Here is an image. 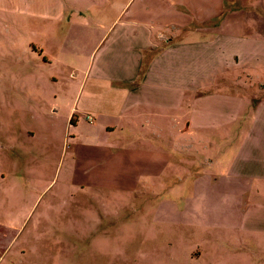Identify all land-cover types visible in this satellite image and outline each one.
<instances>
[{"label": "rangeland", "instance_id": "374dc122", "mask_svg": "<svg viewBox=\"0 0 264 264\" xmlns=\"http://www.w3.org/2000/svg\"><path fill=\"white\" fill-rule=\"evenodd\" d=\"M250 16L254 14L247 13V20ZM260 19L263 26L264 14ZM16 22L21 25L14 27ZM34 24L32 31L29 22L0 13V106L16 103L13 128L18 136L19 130L30 132L28 139H16V146L32 152L26 157L17 154L13 164L0 162L1 168L12 171L0 185V264H264V183L234 187L239 195L235 208L241 213L251 210L255 216H216L222 210L228 214L233 206L228 187L223 190L224 204L219 197L222 188L212 189L210 196L192 191L195 177L202 174L207 180L205 176H219L228 168L240 140L220 141L210 134L203 141L174 146L169 139L174 132L171 116L162 119L161 130L148 119L109 134L92 129L78 112L71 123L72 113L68 125L77 89L68 55L48 66L40 59L39 77L40 67L19 54L28 40L37 41ZM255 34L264 36V28ZM12 38L17 48L10 50ZM248 70L241 69L236 78L244 73L254 78L256 72ZM30 72L37 76L34 81H42V105L27 100L20 90ZM222 88L242 95L243 86ZM254 90L245 96L264 97V87ZM7 115V109L0 108V120ZM174 119L179 133L184 117ZM248 127L239 125L241 130H236L245 134ZM5 136L0 132L4 141ZM79 141L157 149L169 156L159 172L141 173L131 167L134 172H115L111 185L105 186L97 184L93 169L88 175L87 169L78 172L75 167ZM206 212L212 216H203Z\"/></svg>", "mask_w": 264, "mask_h": 264}, {"label": "crops", "instance_id": "0c3cea01", "mask_svg": "<svg viewBox=\"0 0 264 264\" xmlns=\"http://www.w3.org/2000/svg\"><path fill=\"white\" fill-rule=\"evenodd\" d=\"M0 13L29 22L32 31L35 23L37 41L28 40L19 54L40 67L37 76H42L40 59L48 66L68 55L77 89L67 123L78 112L92 129L110 134L148 119L161 130L162 119L171 116L174 132L169 139L174 146L203 141L210 134L220 141L240 140L228 168L219 176H205L207 180L202 174L195 177L192 191L210 196L212 189L222 188L224 204L223 190L228 187L233 206L228 214L222 210L216 216H255L235 208L239 195L234 187L264 183V97L245 96L246 91L254 94V87H264V36L255 34L264 28L262 19L258 21L264 0H0ZM247 13L254 16L247 20ZM9 45L10 50L17 48V40L10 39ZM241 69L255 71V77L244 73L237 79ZM229 75L232 79L226 82ZM34 76L28 73L20 90L27 100L42 105V81L38 84ZM226 84L243 86L242 95L223 89ZM4 105L0 108L8 115L0 120V132L7 140L0 138V162L13 164L17 154L32 153L16 146V139L24 141L30 132L19 130L18 136L13 128L16 103ZM178 115L184 125L176 133ZM239 125L249 126L245 134L238 133ZM231 128L233 133L226 134ZM79 142L74 147L75 167L78 172L87 169L88 175L93 169L101 179L97 184L105 186L111 185L115 172H134L131 167L141 173L159 172L169 156L157 149ZM9 174L12 171L0 167V185Z\"/></svg>", "mask_w": 264, "mask_h": 264}, {"label": "trees", "instance_id": "16d2710c", "mask_svg": "<svg viewBox=\"0 0 264 264\" xmlns=\"http://www.w3.org/2000/svg\"><path fill=\"white\" fill-rule=\"evenodd\" d=\"M70 122H71V123L73 122V117L71 118Z\"/></svg>", "mask_w": 264, "mask_h": 264}]
</instances>
